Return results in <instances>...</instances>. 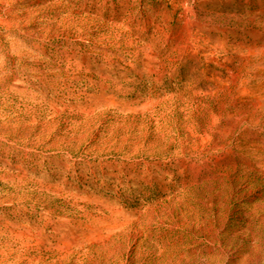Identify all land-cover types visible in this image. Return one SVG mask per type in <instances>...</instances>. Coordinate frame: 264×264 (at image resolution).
<instances>
[{
	"label": "rangeland",
	"instance_id": "1",
	"mask_svg": "<svg viewBox=\"0 0 264 264\" xmlns=\"http://www.w3.org/2000/svg\"><path fill=\"white\" fill-rule=\"evenodd\" d=\"M0 264H264V0H0Z\"/></svg>",
	"mask_w": 264,
	"mask_h": 264
}]
</instances>
